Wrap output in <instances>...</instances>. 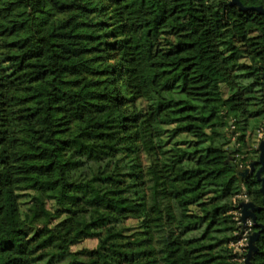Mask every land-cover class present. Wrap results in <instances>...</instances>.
Wrapping results in <instances>:
<instances>
[{"label":"trees","instance_id":"1","mask_svg":"<svg viewBox=\"0 0 264 264\" xmlns=\"http://www.w3.org/2000/svg\"><path fill=\"white\" fill-rule=\"evenodd\" d=\"M47 1L62 5L0 0V264H264L260 148L244 157L240 145L264 127V15L230 0H72L100 59L80 64L104 79L59 107L82 125L57 138L50 105L28 98L81 60L59 49L56 26L20 36L11 19L14 6L33 16ZM21 126L46 144L38 155L18 152ZM244 197L259 208L248 238L260 235L239 261Z\"/></svg>","mask_w":264,"mask_h":264},{"label":"rangeland","instance_id":"2","mask_svg":"<svg viewBox=\"0 0 264 264\" xmlns=\"http://www.w3.org/2000/svg\"><path fill=\"white\" fill-rule=\"evenodd\" d=\"M60 4L62 5L57 7L48 2L42 12L35 13L33 16H29V13L33 11L32 9H28L22 5L14 6V11L11 15L12 20L24 22L18 34L20 36H26L35 30H45L51 25L56 26L55 32L60 35L59 38H62L61 47L59 46V49L64 52L65 56L75 57L78 58L77 60H81V62H77L73 68L63 73L60 81L56 82L49 79L42 85H36L31 92V96L28 98L32 105H41L43 102L50 105L53 117L61 123L58 126L59 132L56 133L57 138L73 135L82 125L78 119L70 116V113H65L60 110L59 107L66 103L67 100L71 99L72 96H76L80 91L87 89L84 87L85 83H91L90 86H93L96 81L104 79L91 73L90 68H86V70L83 69L81 66L82 64H80L87 62L90 67H100V59L96 58V55L88 50L90 45L87 43L86 39H84V32L86 31L84 22L86 21V17L78 14V11L73 8L74 3L72 0H60ZM39 17H42V19ZM34 18L37 23L32 20ZM129 48L138 57L147 59L145 56L146 46L143 41L137 37H134L129 42ZM100 87H103V85L99 84L94 86V88L99 89ZM89 88L92 89L93 87ZM21 109L22 107L20 105L16 106V110L21 111ZM261 125V123L258 126H255L254 123L251 124L247 130L246 138L240 142L243 152H245L243 154L244 157L249 154L248 151L260 146L261 141L264 140V127ZM18 137L20 139L18 146V152L20 154L28 153L38 155L42 148L40 146L46 145L45 143L38 141L36 136L23 126L18 129ZM248 168L249 166L244 169ZM244 199L246 202H249L246 197H244ZM232 201L236 204L238 197ZM234 214L238 220L241 219V211L239 209L235 210ZM247 222L248 227L238 232V239L232 244V247L238 254L239 261H243L242 255L245 253V247L248 245L249 227H251L252 223L250 220ZM128 225H136V221L130 219L128 220ZM97 243L98 241L94 239L86 240L74 246L72 250L94 249L97 246ZM119 254L120 253L118 252V255ZM121 255H124L126 260H134L138 258L139 252L134 248H123L121 249ZM175 257L178 261L177 263H179L182 257L181 254L178 253Z\"/></svg>","mask_w":264,"mask_h":264},{"label":"water","instance_id":"3","mask_svg":"<svg viewBox=\"0 0 264 264\" xmlns=\"http://www.w3.org/2000/svg\"><path fill=\"white\" fill-rule=\"evenodd\" d=\"M229 4L231 6H238L241 11H255L258 12L261 15H264V8L263 7H245L240 0H230ZM260 157L259 160L256 163H259L261 167L257 170L256 175L258 181L262 182V188L261 191L264 194V178L261 177V172L264 170V140L260 143ZM254 164L252 163L248 169L244 171L245 174L251 172L253 173L255 168ZM242 220L243 222H246L248 219H252L253 221H256L255 212L258 211L259 208H256L253 203L251 202H244L242 203ZM257 226V225H256ZM260 235V231H256L249 239L248 246H249V252H248V259L251 257L252 252L256 249L255 247V241L257 240L258 236Z\"/></svg>","mask_w":264,"mask_h":264},{"label":"built area","instance_id":"4","mask_svg":"<svg viewBox=\"0 0 264 264\" xmlns=\"http://www.w3.org/2000/svg\"><path fill=\"white\" fill-rule=\"evenodd\" d=\"M247 240V239H246Z\"/></svg>","mask_w":264,"mask_h":264}]
</instances>
